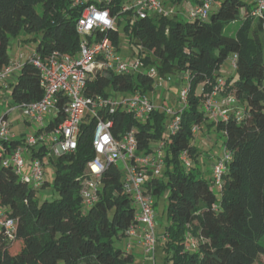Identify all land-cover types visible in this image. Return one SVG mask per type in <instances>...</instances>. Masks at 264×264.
I'll use <instances>...</instances> for the list:
<instances>
[{
	"label": "trees",
	"instance_id": "obj_1",
	"mask_svg": "<svg viewBox=\"0 0 264 264\" xmlns=\"http://www.w3.org/2000/svg\"><path fill=\"white\" fill-rule=\"evenodd\" d=\"M194 1L201 5L204 0ZM125 3L115 0L109 6L116 19L108 34L118 51L122 26L146 68H155L158 77L178 75L188 82L178 129L168 137L166 114L160 110L144 122L122 111L111 117L114 139L133 132L136 155L150 154L160 141L166 143L162 177L149 178L146 183L154 201L164 192L167 195L165 258L160 264H256L264 256V12L253 15L255 1L216 0L206 19L189 17L183 23L172 15L150 14L141 19L133 11L122 13ZM85 5L76 7L72 0H0V70L11 61L9 41L22 33L36 43L35 59L75 55L80 43L76 24ZM238 20L241 24L235 35H225L224 28ZM234 55L235 75L221 77L222 64ZM219 78L225 81L222 94L236 98L241 120L235 115L227 121L205 118L206 96ZM156 82L146 71L127 75L100 70L90 75L84 95H147ZM8 89L13 107L41 100L40 73L29 58ZM63 105L61 99L57 115L35 134L50 132L63 122ZM207 122L222 134L223 148L231 154L217 192L213 180L192 171V162L199 155L192 144L193 129ZM94 125V120L81 125L72 153L46 158L45 146L29 149L31 160H41L44 167L48 162L54 170L52 187L58 198L41 204L37 193L48 185L46 179L34 190L12 166L3 164L8 153L25 142L11 138L1 143L8 153L0 157V205L13 220L14 229L12 239L0 233V264L133 262V254L115 246L127 237L136 214L132 199L124 192L119 167L110 165L102 173L92 206L84 208L80 198L87 165L95 155L91 143ZM182 153L191 161L190 168L180 161Z\"/></svg>",
	"mask_w": 264,
	"mask_h": 264
},
{
	"label": "built area",
	"instance_id": "obj_2",
	"mask_svg": "<svg viewBox=\"0 0 264 264\" xmlns=\"http://www.w3.org/2000/svg\"><path fill=\"white\" fill-rule=\"evenodd\" d=\"M115 0H72L74 6L85 7L77 21L76 29L80 36L78 51L73 56L53 54L45 61L31 56L29 59L40 73V86L43 96L40 101L18 106L27 122L44 126L46 116L57 115V104L64 100V120L61 124L47 133H39L28 138L24 146H20L8 153L1 143L8 142L12 137L9 133V123L6 118H0V157H8L3 164L12 166L15 173L31 186L39 190L45 181L44 163L35 158L27 165L24 153L31 148L45 146L46 158L60 157L72 153L77 148V139L83 123L94 120L92 131V148L94 158L87 165V176L82 183L80 198L84 208L92 206L98 198L102 173L110 165L118 161L123 163L122 186L124 192L132 199L136 208L134 223L126 232L127 238H138L145 255H154L158 239L155 226L154 198L147 192L146 183L149 178L160 177L165 166V141H160L153 152L147 155H136V140L133 132H128L120 139H114L111 133L113 122L111 117L117 111L133 116L137 121L144 122L156 108L147 95H133L120 97L87 98L84 91L90 75L100 70H112L116 73L134 75L146 68L138 58L124 60L117 47L112 43L110 35L115 25V17L110 14V4ZM121 12L133 11L138 18L144 19L150 14L168 16L172 12L166 11L160 0H125ZM216 0H204L201 5H195L188 14L190 18L206 19L212 4ZM254 16L264 12V0H254ZM237 57L232 56V68H236ZM22 56L10 61L8 66L0 70V86L4 90L9 88V78L21 69ZM145 71L152 78H156L155 86L169 82L170 78L157 76L153 67ZM225 81L217 80L213 90L206 96L203 113L210 121H227L231 115L241 120L242 113L237 107V100L233 95H223ZM182 107L178 111L169 110L172 117L166 127L165 137L176 132L180 118L179 114L186 106L187 89L181 94ZM198 128H194V134ZM50 141L48 146L47 141ZM231 158L229 151L224 149L223 156L212 166V180L216 188L222 184V175ZM185 168H190L191 161L186 153L179 157ZM14 223L8 218L4 208L0 205V233L13 238ZM130 244L128 248H130Z\"/></svg>",
	"mask_w": 264,
	"mask_h": 264
},
{
	"label": "rangeland",
	"instance_id": "obj_3",
	"mask_svg": "<svg viewBox=\"0 0 264 264\" xmlns=\"http://www.w3.org/2000/svg\"><path fill=\"white\" fill-rule=\"evenodd\" d=\"M163 4V7H172L177 11L179 14L177 16V20L180 22H187L189 21V15L185 13V10L189 7L188 1L189 0H181V1H174L171 0H160ZM243 12H241L242 14ZM241 24V20L228 24L223 33L227 36H234L236 30L239 28ZM119 48L120 54L124 60H136L138 59V55L136 50L131 44L126 35H124L122 26L119 27ZM31 36L22 33L16 38H11L9 41L8 47V55L11 61L15 57L22 56L24 62L28 58H30L35 50L36 43L31 40ZM19 43V44H17ZM135 51V53H134ZM232 57L230 56L221 66L219 73L221 77H230L235 75L234 69L232 68ZM146 68L143 70L145 71ZM1 87V86H0ZM2 88V87H1ZM188 88V82L186 80L180 79L177 76H170L169 82H164L161 86H155L153 92L148 93L147 96L151 99L154 106L159 108L161 112L166 114V123L165 127L168 126L170 123V112L178 111L179 108L182 107V91ZM115 95V94H114ZM241 105V104H240ZM242 107V106H241ZM7 113L8 118L7 121L9 122V133L10 136H14L16 140L26 142L28 138L35 135V133L39 130L40 126L33 123H28L26 119L22 116L21 111L13 107L12 103L9 99V89L6 90L5 98L0 97V118L4 117ZM53 116L48 115L44 119V125H47ZM45 132L42 131V134ZM225 138L222 136L221 133L217 132L213 125H210L209 122L204 123L200 129L193 136L192 144L195 146L199 152L198 158L196 162H192V171H198L201 173L203 179L212 182V176L210 175V168L216 157L221 158L223 156V142ZM49 140L47 141L46 145L48 146ZM25 144V143H24ZM31 158V153L26 151L24 153V159L26 163H28ZM117 166L121 170V175L123 176L124 166L123 163L118 161ZM45 179L48 185L41 189L37 193V201L39 204L43 203L45 200L53 201L56 200L58 197L53 190L52 182L54 177V170L52 166L47 162L45 164ZM162 177V176H160ZM213 186V185H212ZM215 192H217L216 187H213ZM167 195L166 192L162 193L160 196L155 198L156 205L155 211L157 215V219L155 220L156 226V235L157 237L164 233V229L168 226V217H167ZM158 239L157 248L154 255H145L143 252H135L133 253L134 259L131 264H160L163 262L165 258V253L162 249V242L161 239ZM159 244V245H158ZM115 246L118 248H122L121 242L116 241ZM256 264H264V256H260L257 260Z\"/></svg>",
	"mask_w": 264,
	"mask_h": 264
},
{
	"label": "crops",
	"instance_id": "obj_4",
	"mask_svg": "<svg viewBox=\"0 0 264 264\" xmlns=\"http://www.w3.org/2000/svg\"><path fill=\"white\" fill-rule=\"evenodd\" d=\"M172 2L174 1H181V0H171ZM247 3L249 4H253V0H246ZM189 4V7L185 10V13L187 15L188 14V10H190L192 7H194L196 5V2L194 0H189L188 3ZM163 5V4H162ZM166 11H169V12H172V16H178L179 14L177 13V11H175V9H173L172 7H170V5H168V7H163ZM19 44V43H17ZM16 58V57H15ZM15 58L13 60H15ZM23 60V58H22ZM23 62L21 61V64ZM18 75V72L14 73L10 78H9V83ZM6 96V90H4L3 88L0 87V97L2 98H5ZM3 115H6V119L8 118V115L7 113L3 114ZM9 123V122H8ZM10 126V124H9ZM45 126V125H44ZM12 139L16 140V138L14 136H12ZM29 152H31L30 150H28ZM219 157H216V160H214V162L212 163V166L218 161ZM31 160V158H30ZM30 161L27 163V165H29ZM212 166L209 170L210 172V175L212 176ZM155 205H156V201H155ZM154 210H155V207H154ZM157 219V215H156V211H155V220ZM159 239H161L160 241L163 242L164 241V238H163V234L160 235L157 237ZM120 242H121V245H122V249L127 251V252H130L131 254L135 253V252H143L142 248H141V244H140V240L138 238H127V237H124V238H121L120 239ZM159 242V241H158ZM131 245L130 248H128V245ZM159 245V244H158ZM157 248V247H156ZM156 251V250H155ZM155 254V253H154Z\"/></svg>",
	"mask_w": 264,
	"mask_h": 264
}]
</instances>
